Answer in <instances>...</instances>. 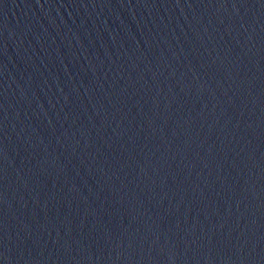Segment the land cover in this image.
I'll return each mask as SVG.
<instances>
[{
    "label": "water",
    "instance_id": "water-1",
    "mask_svg": "<svg viewBox=\"0 0 264 264\" xmlns=\"http://www.w3.org/2000/svg\"><path fill=\"white\" fill-rule=\"evenodd\" d=\"M0 264H264V0H0Z\"/></svg>",
    "mask_w": 264,
    "mask_h": 264
}]
</instances>
